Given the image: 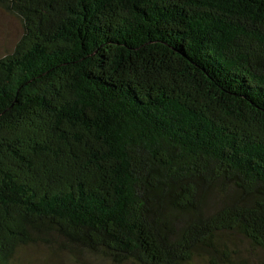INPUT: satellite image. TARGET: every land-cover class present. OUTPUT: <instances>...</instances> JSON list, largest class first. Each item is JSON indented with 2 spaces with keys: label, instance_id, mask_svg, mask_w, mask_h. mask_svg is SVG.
<instances>
[{
  "label": "trees",
  "instance_id": "1",
  "mask_svg": "<svg viewBox=\"0 0 264 264\" xmlns=\"http://www.w3.org/2000/svg\"><path fill=\"white\" fill-rule=\"evenodd\" d=\"M0 8V264H264V0Z\"/></svg>",
  "mask_w": 264,
  "mask_h": 264
},
{
  "label": "rangeland",
  "instance_id": "2",
  "mask_svg": "<svg viewBox=\"0 0 264 264\" xmlns=\"http://www.w3.org/2000/svg\"><path fill=\"white\" fill-rule=\"evenodd\" d=\"M23 25L18 17L0 8V56L10 51L20 39ZM76 262L67 252L56 250L42 244L22 247L16 254L14 264H112L105 260L91 259Z\"/></svg>",
  "mask_w": 264,
  "mask_h": 264
}]
</instances>
